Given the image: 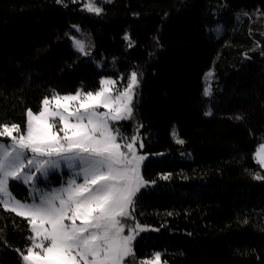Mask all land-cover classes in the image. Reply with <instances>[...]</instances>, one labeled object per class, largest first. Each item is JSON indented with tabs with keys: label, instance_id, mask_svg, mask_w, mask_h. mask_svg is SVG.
<instances>
[{
	"label": "trees",
	"instance_id": "obj_1",
	"mask_svg": "<svg viewBox=\"0 0 264 264\" xmlns=\"http://www.w3.org/2000/svg\"><path fill=\"white\" fill-rule=\"evenodd\" d=\"M84 1L0 0V124L23 130L53 92H95L103 77L126 86L141 73L134 117L118 127L157 134L141 170L155 183L132 223L159 231L140 232L126 263L160 252L167 264H264V180L253 178L264 176L253 159L264 144V0H107L99 15ZM30 235L0 205V264H21Z\"/></svg>",
	"mask_w": 264,
	"mask_h": 264
},
{
	"label": "snow or ice",
	"instance_id": "obj_2",
	"mask_svg": "<svg viewBox=\"0 0 264 264\" xmlns=\"http://www.w3.org/2000/svg\"><path fill=\"white\" fill-rule=\"evenodd\" d=\"M86 8L97 15L102 11L95 0H89ZM74 45L89 54L83 42L74 40ZM140 76L133 71L126 87L115 96L112 79H101L95 92H53L43 98L38 113L27 110L23 130L16 123L0 124V138L11 141L0 140V205L29 224L31 244L17 250L23 264H124L134 254L133 241L140 232L159 231L138 222L125 223L134 220L141 189L155 181L142 175L147 157L139 153L144 143L136 146L139 136L129 138L113 126L134 117ZM204 91L211 94L210 83ZM176 143L184 141L177 138ZM254 159L264 168V144ZM64 169L69 171L66 184L48 191L40 188L41 182L48 183L51 175ZM253 178L264 180L259 173ZM12 181L28 186L29 200L15 198ZM141 264L167 262L162 261V253L155 252Z\"/></svg>",
	"mask_w": 264,
	"mask_h": 264
},
{
	"label": "rangeland",
	"instance_id": "obj_3",
	"mask_svg": "<svg viewBox=\"0 0 264 264\" xmlns=\"http://www.w3.org/2000/svg\"><path fill=\"white\" fill-rule=\"evenodd\" d=\"M107 0H95V3L97 4V6H101V3H103V2H106ZM88 2H89V0H85L84 2H83V7L87 10V8H86V5L88 4ZM77 26H73L72 27V29L73 30H75L76 32H74L75 33V36H73V38H72V43H73V46L75 47V45H74V40H78V41H81V42H83L84 43V45H85V51L87 52V43H86V40L84 39V38H77V35L78 34H82L80 31H78L77 30ZM79 29V28H78ZM80 30V29H79ZM76 48V47H75ZM85 56H87V55H85ZM101 64H99V63H97V67L98 68H100L101 66H100ZM207 73H212L213 74V70H210L209 72H207ZM206 73V74H207ZM212 77H213V75L212 76H210V77H208V76H206L205 75V83H206V86H208L209 85V83L211 84V82H212ZM102 79H112L115 83H114V85L112 86V94H113V96H115V95H117L120 91H123V89L126 87V86H123V81H122V78H117V79H114V78H112V77H103ZM126 85H127V83H126ZM100 89V88H99ZM98 89V90H99ZM138 89V88H137ZM137 89H136V92H137ZM97 90V91H98ZM75 94V93H74ZM99 111H104V109H99ZM121 122H123V121H119V122H116L113 126L114 127H118V125L121 123ZM56 123H57V127H59V121H58V119H57V121H56ZM134 135H138L139 136V140L137 141V147H138V145H139V143L142 141L143 143H144V147L142 148V149H139V153L140 154H143V155H145L144 153H143V150H144V148H145V146L147 145V144H149V143H151L156 137H157V134H155V133H145V134H143V135H140V134H134ZM133 136V135H132ZM127 137H131V136H127ZM171 137H172V139H173V141H175L176 142V139L178 138V133H177V126H175L174 127V129L172 130V133H171ZM0 140H3L5 143H11V141L7 138V137H2V138H0ZM261 145V144H260ZM260 145L257 147V149H256V151H255V153H254V155H253V159H254V156H255V154H256V152H257V150H258V148L260 147ZM125 151H126V149H125ZM147 158H148V156L147 155H145ZM146 158V159H147ZM145 159V160H146ZM145 160L143 161V163L145 162ZM254 161L256 162V160L254 159ZM143 163H142V166H143ZM256 164H258L257 162H256ZM142 166H141V170H142ZM258 166L260 167V165L258 164ZM261 168V167H260ZM263 170H264V168H262ZM55 179H59L60 180V184L59 185H56V184H54V181H55ZM69 179V171L67 170V169H64L62 172H55L53 175H51V177H50V180H49V182L48 183H44V182H41L40 183V188L41 189H44L45 191H48V190H51V189H58V188H60L61 187V185L62 184H66V182H67V180ZM80 180H81V182H82V177L80 178ZM11 183H17V184H20V185H22V186H24V187H26V189L28 190V194H27V197L25 198V199H23V200H21V199H19V198H17L15 195V198L16 199H18V200H20V201H25V200H29L30 199V196H29V188H28V186H26L25 184H23V183H20V182H16V181H12ZM10 190H11V188H10ZM11 192L13 193V191L11 190ZM14 194V193H13ZM2 206V205H1ZM3 207V206H2ZM4 209V208H3ZM125 223H126V225H134V223H132V220H126L125 221ZM125 234H127V228H126V230H125ZM140 234V233H139ZM138 236V235H137ZM137 236H136V238H137ZM135 238V239H136ZM135 241V240H134ZM134 241H133V243H134ZM30 244H31V241H30ZM30 244H29V246H30ZM132 255H130V256H128L127 258H126V260L129 258V257H131ZM153 256V255H152ZM152 258V257H151ZM150 258V259H151ZM126 260H125V262H124V264H128V263H126ZM21 264H23V262H21Z\"/></svg>",
	"mask_w": 264,
	"mask_h": 264
}]
</instances>
